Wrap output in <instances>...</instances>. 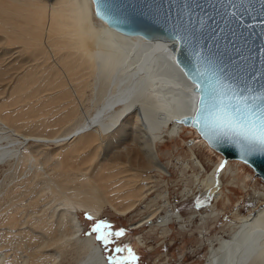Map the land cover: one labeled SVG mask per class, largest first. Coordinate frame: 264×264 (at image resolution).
<instances>
[{"label": "bare ground", "instance_id": "1", "mask_svg": "<svg viewBox=\"0 0 264 264\" xmlns=\"http://www.w3.org/2000/svg\"><path fill=\"white\" fill-rule=\"evenodd\" d=\"M2 41H10L14 46L3 51L11 54V59L6 65H0V81H5V88L11 79H16L9 84L14 94V100H10L16 105L22 104L26 112L23 108L17 111L20 106L15 109V104V111H10L8 106L11 109L13 104L0 100V106L6 109L0 116V178L4 180V176L23 163L18 176L29 173L39 176L31 189L30 203L39 194H48L49 200L43 204L37 197L38 206L41 203L40 210L48 207L55 221L45 224L43 216V219L39 216L40 227L47 228V235L39 238L32 236L30 228H25L21 221L20 225L17 221L15 226L8 225L15 218L6 208L8 211L0 213V246L12 241L10 234L15 244L30 249L32 254L20 256V264L29 257L35 261H44L48 256L59 258L61 249L68 244L76 251L75 264H109L94 236L83 234L86 228L79 214L97 219L103 204L121 215L131 208H122L119 203L124 201V192L131 193L135 184L128 174L133 176L139 170L136 162L130 163L136 150L150 169L165 171L158 149L168 139L180 137L186 125L191 126L185 121L195 111V85L176 64L169 43L126 35L109 27L94 15L91 0H0L1 44ZM22 53L26 54L23 58ZM86 89L87 103L78 106ZM34 99L38 104H33ZM27 113L41 116L34 120ZM66 122L70 123L66 125ZM31 129H36V134L30 133ZM192 129L197 136L189 139V144L202 142L213 151L196 129ZM189 152L192 165L197 167L193 180L198 197L205 196L192 209V215L211 218L220 212H215L218 200L224 205L228 202L221 198L228 197L222 176H236L245 163L226 160L217 153L218 159L206 170L193 148ZM231 162L237 169L231 171ZM245 177L250 180L258 176L254 178L247 172ZM218 190L220 193H215ZM8 195L15 205L24 206L22 198ZM160 195L155 194L153 202ZM2 196V200L6 198ZM182 200L174 196L173 203H166L164 215L158 218V225L164 231L171 230L170 222L184 221L177 208ZM210 207L215 209H212L214 213L207 215ZM200 211H204L202 215ZM23 214L19 216V213L17 218ZM50 216L48 219H52ZM231 228L229 238L209 246L203 264H264V205L238 217ZM137 238L135 241L139 244ZM2 255L0 251V259Z\"/></svg>", "mask_w": 264, "mask_h": 264}, {"label": "rangeland", "instance_id": "2", "mask_svg": "<svg viewBox=\"0 0 264 264\" xmlns=\"http://www.w3.org/2000/svg\"><path fill=\"white\" fill-rule=\"evenodd\" d=\"M44 32L45 31H43V34ZM2 42H3L2 43L3 45L0 42L1 44L0 45V65H3L4 63H5L4 65H6L8 61L11 59L10 58L11 54L5 53L3 51L6 50V48L9 50V48L13 47L14 44H12L10 41L9 43H7L8 41L6 42L2 41ZM7 45L8 47H6ZM25 56L26 54L22 53V58ZM30 59H35V57H31ZM15 80L16 79L14 80L11 79V81L8 82V87H5V88H4L5 81H0V84H2L3 82L2 84L3 87H0V90L2 93L4 92L2 95L0 94V100H2L1 102L6 101L8 105L13 104L12 107L15 106L16 103L11 102V100H14L13 98L14 94L12 92L13 87H11L12 85L9 86V84H13ZM2 88H4L5 90L3 91ZM87 93H88V89L84 90V94L81 96V98H79L80 103H78V106H82L87 103L85 101ZM5 96L7 97L5 98ZM42 99L41 101H43ZM32 102L33 104L34 103L38 104V102H36L35 99ZM39 103H42V102H39ZM9 106H8V110L10 111L12 110L15 111V109H18V107L20 106L19 110L17 111H20L23 108L24 111L26 112V108H24V106L22 107V104L16 105L15 109L14 107L13 109L12 107L10 109ZM0 108H1L0 116H3L4 111H6V109H4V105L0 106ZM34 112L36 113V111ZM58 113H59L58 111L54 112L55 115ZM39 115L41 116V114L27 113V116L29 118L32 119V117L33 118L35 117L34 120L38 119L40 117ZM50 115H53V114H50ZM5 121L11 125V122L9 119H6ZM69 123L70 122H66V125ZM186 127L187 128L184 129V132L181 133L180 137H173L171 140L168 139V141L165 143L164 146L160 147L159 149L157 148L159 161L162 162L165 167L164 172L150 169L148 167V163L144 162L142 156L140 155L141 153L138 152L137 150L135 153L132 154L130 163L133 164L136 162L138 164V165L136 164V166H138L137 168L139 170L133 176H131V174H128L130 175V178L135 182L134 186L131 188L132 189L135 188V189L133 190L131 189L132 192L130 191L131 192L129 193L130 195L127 194V192H124V197H123L124 201L123 202L120 201L119 203L120 207L122 208L131 207L130 209H128L126 213H124L123 215L117 214L108 207L109 206L108 204H103L101 205V214L97 219L90 218L84 213L79 214V217L83 221V224L85 225V228H86L85 229L86 231L84 230L83 234L91 233L93 236L95 234L94 236L95 241L101 248V251H103L104 257L106 258L109 264H110V257L117 255V253L114 251L115 248H120V249L125 250L119 253L120 256H127V257H131L132 255L135 256L136 258L135 260L129 259L128 261L125 262V264H203L208 255V248H210L211 246H214L218 242L219 239L230 237V234L232 231L231 226L233 223H235L238 217L248 214L250 212H253L264 205V195H261L262 192L264 193V184L262 183L260 178L254 177L255 174L249 166L243 165L241 166L242 171L239 172L236 176H232L230 174H227V175L224 174L222 176V181L224 183L223 187L227 188L225 189L226 190L225 193L228 194V197H225L224 195H222L221 198H222V201L228 200V202L225 203L224 205L222 204L220 200L217 201L215 212H219V211L220 212L217 213V215L215 216L213 215V217L211 218L203 217L200 219L199 215L194 217V215H192L193 213L192 209L196 206V204H198V202L204 200L205 196L201 198L198 197L199 192L196 187L197 185L194 183V180H193V174L196 173L197 167L192 165V160L190 158L189 149L193 148L198 158L202 160L203 165L206 168V170L211 168V164L218 159L219 154H217V152H215L214 150L212 151L207 145L205 146L204 143L202 142H199L196 144L195 143L189 144V139L197 135H195V132L192 129L193 127L190 128L191 126H187V125ZM18 130H20V132L23 133V130L21 129H18ZM30 133L36 134V129H31ZM97 152L99 153V151H96V154H98ZM81 160H80L81 162L84 161L83 158ZM231 163H232L230 164L232 166L231 171L237 169L235 165L233 164L234 162H231ZM73 164L77 165V162L76 163L73 162ZM223 166L224 164L220 168H223ZM23 167H24V164L19 163V165L15 169H13L11 173L4 176V180L3 178H0V192H1L0 193L1 194L0 213L2 210L3 211L9 210L8 212L12 211V213L10 212V214H13L15 219L14 221L11 220V222H7L8 225L15 226L17 222H18V225H20L19 221H21L25 228L26 227L30 228L28 230L31 231L32 236H37L39 238H42L44 234L47 235V228L46 226L40 227L39 222H38L39 216L41 219L43 218L45 219V224L54 222L55 218L50 216L48 207L47 208L45 207L40 210L39 207L41 206V203H39L40 206H38V202H39L38 200L41 199L40 202L43 200L42 204L45 201L49 200L48 194L43 193L44 194L43 195L41 193L43 196L39 194L38 196L34 198V202L30 203V198H31V193H32L31 189L37 183L39 176L34 177L32 173H29L26 176H18L20 174V171L23 169ZM247 172L250 173L256 180L255 179L249 180L247 179V177L244 178ZM232 177L234 179H232ZM26 180H28L29 182L31 181L30 182L31 184H28V181ZM4 182H5V185H3ZM242 182H243V185H242ZM261 186L263 188H261ZM5 188H7L8 191ZM11 189H14V190L12 191ZM24 189L25 190L27 189V191L24 192ZM183 189H185L184 193H180ZM20 193L22 194V196ZM26 193H27V196L25 195ZM158 193L162 195L165 193L166 198L165 196L162 197V195H160V197H157V199L155 198L154 199L155 202H153L152 197H154V195ZM215 193L219 194L220 190L216 191ZM3 194H4V198L6 195V198L3 199L4 202H2ZM8 194H11V195L13 194L14 196L22 198L21 202L24 206L22 207L20 203L19 205L16 204L17 205L16 206L13 203L14 200L12 201L10 195ZM174 196H176L177 198L183 199L182 203L178 204L177 208H178V211L185 218L183 222H174V221L170 222L168 228H170L171 230L166 229L164 231L162 229V226L158 225V218L164 215L165 210L167 209L166 203L167 204L170 202L173 203ZM128 198L130 202L127 201ZM26 205L29 207L31 205L30 208H33V212H32V209L30 210V208L27 207ZM14 207L16 209H13ZM6 208L8 210H6ZM212 209L213 208L210 207L209 211L207 212V215H209L210 213H214L213 210L215 209L213 210ZM14 210H16L15 213L13 212ZM26 211L28 212V214L26 213ZM35 211H37L38 214ZM203 212L204 211H200L201 215ZM21 214L24 215V216L22 215V217H25L26 215L27 217L30 215V217L25 218L26 220L22 217L17 218V216L18 215L21 216ZM47 214H49L50 218L52 219H48L49 216L47 217ZM36 217L37 219H35ZM31 218L35 220H32ZM50 220L52 222H50ZM100 221L105 222L109 226V228L107 229L108 232L115 233L116 231L122 230L123 234L120 236H115V235L110 236L108 244L105 245L104 243H102L100 240L97 239V232L93 231V226L97 222H100ZM103 232H104V229L102 226V233ZM138 236H141V237H138ZM8 237L12 241L8 240L6 244H4L3 246H0V251L3 253L2 255L3 258L0 259L1 260L0 264H4V263L5 264L6 263L7 264H17V263L20 264L19 260L21 259V257H23L24 255L30 256L32 254L31 250L28 249L26 246L21 247L15 244L13 242L14 236L12 237L9 234ZM135 238H137L136 240H138L139 244L135 241ZM13 243L15 246L13 245ZM10 247H13V248L11 249ZM14 247H17L16 248L17 250ZM45 249H47V246L45 247ZM75 252L76 251L74 250V246H72L71 244H68L63 250L61 249V256L59 258H55L54 256H48L47 258L44 259V261H35L34 259H31L29 257L24 262V264H75V257L77 255ZM18 254L19 256H17ZM46 259L48 261H45ZM3 260H4V263H3ZM10 261H13V262H10Z\"/></svg>", "mask_w": 264, "mask_h": 264}, {"label": "water", "instance_id": "3", "mask_svg": "<svg viewBox=\"0 0 264 264\" xmlns=\"http://www.w3.org/2000/svg\"><path fill=\"white\" fill-rule=\"evenodd\" d=\"M91 1L109 27L170 44L197 93L185 123L264 181V148L243 138L247 121L264 116V0H100L103 16Z\"/></svg>", "mask_w": 264, "mask_h": 264}, {"label": "snow or ice", "instance_id": "4", "mask_svg": "<svg viewBox=\"0 0 264 264\" xmlns=\"http://www.w3.org/2000/svg\"><path fill=\"white\" fill-rule=\"evenodd\" d=\"M97 3L99 5V9H101L98 10L97 14L103 16L104 12L102 11V9H104L106 5L100 3V0H97ZM248 111L253 115H255L252 109H248ZM247 123L251 125V129L248 133H245L243 135L244 140L247 141L250 145L260 146L264 148V116H255V120H249L247 121ZM243 126L244 125H241V127ZM102 226L104 229L103 233H102ZM108 228L109 226L103 221L97 222L93 226V231L97 232V239L100 240L105 245L108 244L110 236L112 235L120 236L123 234L122 230L116 231L115 233L108 232L107 231ZM114 251L117 253V255L110 257V264H125V262L128 261L129 259L131 260L136 259L134 255H132L131 257L120 256L119 253L125 251L124 249L115 248Z\"/></svg>", "mask_w": 264, "mask_h": 264}, {"label": "trees", "instance_id": "5", "mask_svg": "<svg viewBox=\"0 0 264 264\" xmlns=\"http://www.w3.org/2000/svg\"><path fill=\"white\" fill-rule=\"evenodd\" d=\"M94 236H95V234H94Z\"/></svg>", "mask_w": 264, "mask_h": 264}]
</instances>
